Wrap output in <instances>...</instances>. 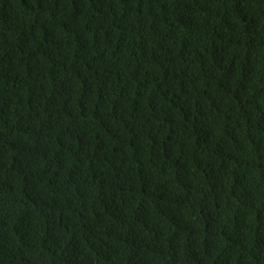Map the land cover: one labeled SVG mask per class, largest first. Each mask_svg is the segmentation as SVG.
<instances>
[{
	"label": "trees",
	"instance_id": "1",
	"mask_svg": "<svg viewBox=\"0 0 264 264\" xmlns=\"http://www.w3.org/2000/svg\"><path fill=\"white\" fill-rule=\"evenodd\" d=\"M0 264H264V0H0Z\"/></svg>",
	"mask_w": 264,
	"mask_h": 264
}]
</instances>
